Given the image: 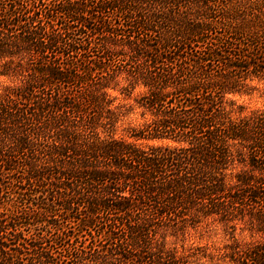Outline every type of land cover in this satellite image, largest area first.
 <instances>
[{
    "label": "trees",
    "instance_id": "1",
    "mask_svg": "<svg viewBox=\"0 0 264 264\" xmlns=\"http://www.w3.org/2000/svg\"><path fill=\"white\" fill-rule=\"evenodd\" d=\"M0 78V264H264V0H0Z\"/></svg>",
    "mask_w": 264,
    "mask_h": 264
},
{
    "label": "rangeland",
    "instance_id": "2",
    "mask_svg": "<svg viewBox=\"0 0 264 264\" xmlns=\"http://www.w3.org/2000/svg\"><path fill=\"white\" fill-rule=\"evenodd\" d=\"M5 81L0 78V86ZM256 84V83H252ZM234 100L236 105H241L244 107V112L248 113L249 111L260 110L264 108V83L257 84V90L253 91L250 95H235L231 97ZM130 102V101H126ZM142 122V119L137 114L128 115L123 123V126L127 125H137ZM238 239L243 240L244 242L255 243L261 241L260 237L255 236L253 238L248 237L247 234L237 236ZM222 243V231L219 228H211L205 236L199 238L198 236L191 237L186 243L185 246H203L208 249V251L214 252V247L221 246Z\"/></svg>",
    "mask_w": 264,
    "mask_h": 264
}]
</instances>
